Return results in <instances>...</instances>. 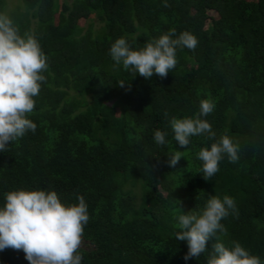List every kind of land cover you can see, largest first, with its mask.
Listing matches in <instances>:
<instances>
[{"label": "trees", "instance_id": "trees-1", "mask_svg": "<svg viewBox=\"0 0 264 264\" xmlns=\"http://www.w3.org/2000/svg\"><path fill=\"white\" fill-rule=\"evenodd\" d=\"M164 3L17 0L8 7L0 0L21 33L38 39L49 65L29 117L36 131L0 152V207L10 191H55L65 204L83 196L90 219L82 264H207L208 252L184 260L177 217L227 195L237 213L221 221L227 236L220 242L237 241L264 264V0ZM171 29L192 33L198 46L177 49L166 78L132 76L109 54L118 38L138 50ZM204 99L215 104L204 119L216 136H194L182 148L170 121L194 117ZM156 130L166 144L155 142ZM225 134L239 144V159L225 155L205 180L197 154ZM175 151L183 156L172 167ZM0 264L29 261L8 248Z\"/></svg>", "mask_w": 264, "mask_h": 264}, {"label": "clouds", "instance_id": "clouds-1", "mask_svg": "<svg viewBox=\"0 0 264 264\" xmlns=\"http://www.w3.org/2000/svg\"><path fill=\"white\" fill-rule=\"evenodd\" d=\"M163 6H170L167 0ZM197 46L198 39L192 33L184 31L177 36L175 29H171L138 50H133L125 38H118L109 54L116 65L122 64L132 76L139 73L145 79L153 74L166 78L178 64L177 49L195 50ZM47 59L38 39L29 32L21 33L10 14L0 11V152H6L9 144L28 132L36 131L37 125L29 117L36 107L35 97L46 82ZM124 82H119L120 86ZM214 108L213 101L204 99L194 117L171 119L173 138L180 147L187 148L194 136L215 138L211 124L204 119ZM165 135L156 130L155 142L166 144ZM239 152V144L222 135L210 148L199 150L200 173L205 180H210L220 170L219 163L225 155L234 163L239 159ZM182 156L181 151H175L170 155L169 165L174 167ZM78 201L62 203L55 191L6 193L5 203L0 207V251L22 250L29 264H82L80 247L90 216L85 198L79 196ZM179 207L182 210L180 204ZM182 213L177 217L180 231L175 238L187 242L185 261L208 252L207 264H262L260 257L250 254L241 243L232 241L228 247L220 242L221 235L227 236L221 221L230 213H237L233 198L226 195L221 199L214 195L200 211L182 210ZM210 241L211 251L208 250Z\"/></svg>", "mask_w": 264, "mask_h": 264}, {"label": "rangeland", "instance_id": "rangeland-1", "mask_svg": "<svg viewBox=\"0 0 264 264\" xmlns=\"http://www.w3.org/2000/svg\"><path fill=\"white\" fill-rule=\"evenodd\" d=\"M6 3L8 5V7H11L13 6L14 3H17V0H6ZM210 14H213V12H210ZM132 188V191L135 193V200L137 201L138 199V192H139V188L137 185H133V186H130Z\"/></svg>", "mask_w": 264, "mask_h": 264}]
</instances>
